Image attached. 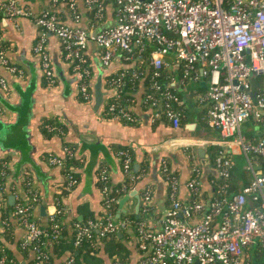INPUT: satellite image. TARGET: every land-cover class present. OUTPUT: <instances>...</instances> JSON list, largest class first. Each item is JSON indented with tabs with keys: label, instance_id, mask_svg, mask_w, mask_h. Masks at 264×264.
<instances>
[{
	"label": "built area",
	"instance_id": "built-area-1",
	"mask_svg": "<svg viewBox=\"0 0 264 264\" xmlns=\"http://www.w3.org/2000/svg\"><path fill=\"white\" fill-rule=\"evenodd\" d=\"M60 3L67 5L76 21V0H50V9L32 16L39 28L32 50L40 57L44 78L47 83L55 82L44 45L47 35L53 34L78 78L76 86L81 98L89 101L91 70L85 50L88 41H93L100 50L103 66L109 67L114 61L124 64L107 77L110 96L104 110L110 119L125 124L135 120L128 105L124 107L119 98L127 76L141 79L145 66L150 75L142 101L150 110V121L165 119L171 128H178L181 118L177 108L181 99L171 84L204 82V89L194 97L198 104L206 105V124L219 134V140L212 143L218 149L210 166L220 181L215 185L212 182V196L202 199V166L191 151L185 149L188 176L184 180L173 173L166 157L160 160L159 173L166 181L169 204L160 218V229L151 231L139 222L137 246L143 255L138 264H251L254 255L249 251H261L264 256V0H85L94 23L102 19L108 4L114 6L116 23L94 33L62 23L54 10ZM20 15L30 12L20 7L17 0L0 2V29L8 18ZM1 49L0 66L22 79L24 71L10 65ZM0 84L7 89L2 78ZM248 121L256 125L259 133L242 132V125ZM46 128L63 133L56 126ZM62 151L63 156L49 157L50 165L62 167L65 157H74L69 146L64 145ZM235 155L243 157V171L247 174L245 184L237 191L231 189ZM117 156L126 181H137L143 175L134 172L128 149L119 150ZM0 175L3 176L1 169ZM99 181L104 219L74 222L75 246L91 238L94 232L104 236L127 225L106 211L115 198L111 196L105 168L99 173ZM76 184L77 179L68 172L67 187ZM25 185L29 201L18 200L13 207L25 232L21 246L32 244L36 264H48L46 241L51 243L60 237L55 217L61 210L53 204L54 210L48 213L53 221L52 230L48 232L31 218L39 202V191L32 186L31 179ZM181 185L188 192L186 199L179 197ZM125 190L124 183L121 191ZM150 198L151 188L147 186L142 198L144 213L149 209ZM258 263L264 264V260ZM65 264H73V259L68 258ZM114 264L122 263L116 260Z\"/></svg>",
	"mask_w": 264,
	"mask_h": 264
},
{
	"label": "crops",
	"instance_id": "crops-1",
	"mask_svg": "<svg viewBox=\"0 0 264 264\" xmlns=\"http://www.w3.org/2000/svg\"><path fill=\"white\" fill-rule=\"evenodd\" d=\"M17 2L20 7L26 8L30 15L8 18L6 25L0 29V49L2 48L4 57L10 65L22 69L25 73V76L19 79L0 66V78L5 81L7 87L4 90L0 84V127L2 124L6 126L12 121L15 122L13 127H6L5 139H0V161L7 159L9 168L4 181L0 182V234L8 233L11 237L4 242L15 258L21 264H27L34 257L32 251L24 252L21 249L20 243L25 238V232L13 214V209L8 208V205L14 201L22 199L26 202L28 196L24 189V179L27 175H30L32 186L39 191L40 200L32 211V216L38 223L48 222V209L53 205L55 196L64 193L61 196L64 206L61 223L67 236H71L74 222L90 216L96 220L104 214L99 181L101 169L107 170L112 186L124 185L127 178L121 170L117 156V152L123 148L132 152L134 169L140 167L143 175L125 194L129 197L123 204V211L118 213L117 206L116 217L121 214H133L140 218V222L148 230L160 229V218L169 204L166 196V181L159 173L160 160L166 157L181 180H184L188 176L185 149L191 151L202 166L201 194L209 199L212 196L210 178L214 175L211 172L204 173L201 160L202 158L210 160L208 148L219 140V134L207 126L206 105L198 104L194 97L197 92L204 89V82L188 81L185 85H181L176 81L171 84V87L181 94L183 104L182 125L178 128H171L161 123L153 124L150 121V110L145 108L142 101L143 87L133 94V98L127 104L138 116L137 124L131 125L119 120L107 119L104 108L110 93L104 95L99 112L93 108L92 84L103 66L99 58L100 50L96 44L91 40L88 41L85 50L91 70L88 81L91 97L85 102L76 86L78 78L71 70V63L64 59L61 43L55 35L48 34L44 43L53 68L55 78L53 84L45 82L40 57L32 50L39 36V28L32 16L50 9V0H17ZM76 5L79 15L76 21L65 3H60L54 9L65 25L78 26L94 33L116 23L114 6L111 4L106 6L102 19L95 23L90 10L85 5V0H76ZM122 66L124 64L119 61L111 63L107 69L108 73L103 76L101 87L103 91L109 92L107 77ZM175 77L178 79V75ZM13 108L18 112L13 111ZM45 119H54L64 124L65 133L45 136L41 131V123ZM257 129L253 126L250 130L257 134L259 133ZM64 145L74 150L75 162L72 171L78 178L77 184L69 191L65 189L66 178L62 167L52 166L48 162L52 155L63 156ZM199 149H204V154H199ZM239 158L243 159L241 155H235L232 170L237 190H240L247 180L246 173L242 171L243 165L238 162ZM238 169H242L240 174L236 173ZM147 186L151 188V198L149 209L144 213L141 207ZM130 193L133 195H129ZM187 196L186 188L181 185L179 197L186 199ZM41 208L45 209L44 212ZM3 212H7L6 217H3L6 218L7 223H4L5 219L2 218ZM125 231L127 235L124 241L129 249V256L125 259L126 264H138L143 254L137 247V240L131 229ZM118 235L121 236V233ZM67 255L63 253L57 256L52 253V264H59ZM99 256L104 264H111L112 259L102 248Z\"/></svg>",
	"mask_w": 264,
	"mask_h": 264
},
{
	"label": "trees",
	"instance_id": "trees-1",
	"mask_svg": "<svg viewBox=\"0 0 264 264\" xmlns=\"http://www.w3.org/2000/svg\"><path fill=\"white\" fill-rule=\"evenodd\" d=\"M90 13H91V11H90ZM148 51L149 50H147V52L145 54V59L148 58ZM149 75H150V70L148 69V66H145L144 74L141 77V79H133L130 77V75L127 76L126 83L123 87L122 93L120 94V98H119V101L123 104L124 107L126 104H129V101L133 98V94L135 92H137V90H139L140 87L144 88V86H146ZM45 82H47V81L45 80ZM161 84H162V81H161ZM175 91L178 93V95L180 96V99H181V94L177 90H175ZM182 105L183 104L180 103V105L177 106V108L181 112V118H180L179 126L182 125L181 122L183 120ZM127 109L131 113H133V115L135 116V120L132 123H128V124H131V125L137 124L138 123L137 121L139 120L138 116H136L135 113L129 109V107ZM105 117L107 119L111 118L110 114H108L106 112H105ZM152 123L153 124L161 123V124L168 125V123L165 119H163L162 121L157 120V121L152 122ZM46 125L56 126V127L60 128L63 133L61 134V133H58L57 131H49L46 128ZM41 131L47 137L53 136V134L63 135L66 131V127L64 124H62V123H60L54 119H45L41 123ZM123 149H127V148H123ZM217 149H218L217 145H211L208 148V156L210 158V164L212 166H213L212 160L215 156ZM129 152L132 154V152L130 150H129ZM74 162H75L74 157L70 158V159L65 157L64 165L62 166V172H63L65 178H66V174L68 172H70L76 179H78L77 175L72 171V166H73ZM169 166L171 167V169H173L172 164L170 162H169ZM0 169L3 170V176L0 177V182H3L4 177L9 173L7 159L0 161ZM133 170L136 174H139L142 169L140 167L138 169H134V166H133ZM173 170H174L173 173L177 174V171L175 169H173ZM28 179H30V175H27L25 178V181H24V189H25L27 196H28L27 200L29 201L30 195L27 192L28 187L25 185L26 180H28ZM210 181H211V185H212L211 191H213L212 182L215 185V183L216 182L218 183L220 180L216 179L215 176L214 177L212 176L210 178ZM136 182L137 181L131 182V181L127 180L125 182V188H126L125 192L121 191V186L116 187V186L111 185V187H112L111 196H113L115 198V201H113L110 204L109 208L106 209V211L109 214H113V216L116 215L119 199L122 196H124L128 192V190L131 188V185L134 186ZM65 186H66L65 189L67 191H69L70 188L67 187L66 183H65ZM231 189L234 191H237L236 185L233 181V176H232V181H231ZM62 195H64L63 192H61V194H57L55 196V199L53 202V204L57 205L58 210H61V213L59 215L57 214L55 217V222H57L60 226V228H59L60 229V237L58 239L51 241V243H49V241H48L49 239L46 241L47 247H45V248L48 250V252L50 254L48 264H52V257H51L52 253H55L57 256L58 255L60 256V254H63V253L68 254L65 257V259L62 262H60L59 264H65L66 261L68 260V258L73 259V264H104L101 257L99 256V252H100L101 248L104 250L105 254H107L112 259L111 264H114V262L116 260H118L122 264H126L125 259H127V257L129 256V249L127 248L126 243L124 241V239L126 238L125 235H127L125 233L126 232L125 230L131 229V233L136 237V240H137L138 235H139L140 218L135 217L133 214H129V215L128 214H121L117 217V219L121 220V221H126L127 225L125 226V228H120L117 231L106 234L104 236H100L98 234V232H94L91 238L83 240L79 245L75 246L74 245V231L71 233V236H67L66 232L64 231L63 225L61 223V216H62L63 210H64L63 202L61 200ZM201 198L202 199H208L204 194H201ZM39 200H40V198H39ZM19 201H21L22 203L24 202L22 199ZM15 203H17V202L14 201L11 205H8V203H7L8 208L13 209ZM6 213L7 212H5L4 215H2V218L4 216L6 217ZM103 217H104V214L101 215L100 219ZM31 218L33 220H35L33 218V216H31ZM3 219H5V222L7 223L6 218H3ZM89 219L95 220L94 218H92L90 216V217L80 221V223H85ZM39 224L41 225V227L45 228L48 232L50 230H52L53 221L50 218H48V222L46 224H41V223H39ZM4 226H7V225H4ZM4 228H6V227H4ZM118 233H121V236H119ZM10 238L11 237L8 235V233L5 235L0 234V261H1L0 264H21V262H19V260L17 258H15V256L12 254V252L7 248V245L4 242V240H7V239L10 240ZM21 243H20V245H21ZM21 249L24 250V252L31 251L32 250V244L25 245V246H23V248L21 246ZM249 254L252 256L254 255V258H253L254 260H252L251 264H259L258 261L261 262L264 260V256H263L261 251H257V250L249 251ZM27 264H36L35 259L33 258ZM168 264H173V263L169 262Z\"/></svg>",
	"mask_w": 264,
	"mask_h": 264
},
{
	"label": "water",
	"instance_id": "water-1",
	"mask_svg": "<svg viewBox=\"0 0 264 264\" xmlns=\"http://www.w3.org/2000/svg\"><path fill=\"white\" fill-rule=\"evenodd\" d=\"M110 67V66H109ZM109 67H105V66H101V70L98 72V75L95 78V81L92 84V88H93V93H92V97H93V108L95 109V111L99 112L100 106L103 102V97L104 95H109L110 92H106L103 91L101 89L102 87V80H103V76L108 73L107 69H109ZM110 96V95H109ZM8 108H10V106H8ZM13 111L18 112L15 108L12 109ZM15 124L14 121L11 122L10 125H6L4 126L2 124V127H0V139H5V131H6V127H13ZM199 154H204V149H199L198 150ZM202 165L204 166V173L206 172H211L214 176H216V172L214 169H212L209 165V161L207 158H202L201 160ZM129 195H133V193H130ZM128 195H125L124 197H122L119 201H118V213L120 211H123V204L124 202L128 199ZM11 200V197H10ZM138 208V207H137ZM44 208H41V211L44 212ZM54 210V206H50L48 209V212L51 213Z\"/></svg>",
	"mask_w": 264,
	"mask_h": 264
},
{
	"label": "rangeland",
	"instance_id": "rangeland-1",
	"mask_svg": "<svg viewBox=\"0 0 264 264\" xmlns=\"http://www.w3.org/2000/svg\"><path fill=\"white\" fill-rule=\"evenodd\" d=\"M245 124L247 125V126L245 125L246 127H245L244 125H242V132H243L244 134L247 133V129L250 130V129H253V126L256 127V125H254V124L252 125V123H251L250 121L246 122ZM238 162H240L241 165L244 164V161H243L242 158H239V159H238ZM241 170H242V169H240V170L238 169V172H236V173H237V174H240V172L243 171V170H242V171H241ZM244 173H246V172H244ZM246 175H247V174H246ZM246 177H247V176H246Z\"/></svg>",
	"mask_w": 264,
	"mask_h": 264
}]
</instances>
